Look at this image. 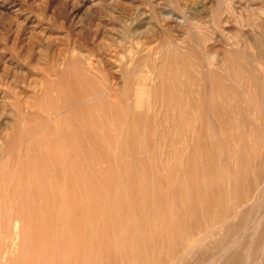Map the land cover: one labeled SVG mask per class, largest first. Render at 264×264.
I'll return each mask as SVG.
<instances>
[{"label":"bare ground","instance_id":"bare-ground-1","mask_svg":"<svg viewBox=\"0 0 264 264\" xmlns=\"http://www.w3.org/2000/svg\"><path fill=\"white\" fill-rule=\"evenodd\" d=\"M135 46L129 63L154 79L149 113L132 106L127 61L118 92L106 61L97 76L92 64L71 59L41 97L55 128H28L27 164L0 159L5 264H169L264 178V106L253 78L226 60L230 81L248 86L237 93L215 69L201 73L177 42L158 58ZM248 102L251 110L238 111ZM256 233L264 236V225Z\"/></svg>","mask_w":264,"mask_h":264},{"label":"rangeland","instance_id":"rangeland-1","mask_svg":"<svg viewBox=\"0 0 264 264\" xmlns=\"http://www.w3.org/2000/svg\"><path fill=\"white\" fill-rule=\"evenodd\" d=\"M173 42L199 61L201 73L215 69L226 86L245 93L247 84L238 76L230 81L225 66L226 60L238 64L258 85L264 106V0H0V159L27 164L28 128H35L33 135L55 128L56 118L44 110L41 97L71 59L92 64L97 76L105 74L101 61H106L120 77L111 84L118 92L124 81L121 64L127 61L132 106L149 113L154 79L150 71L132 68V50L143 43L145 52L158 58ZM218 57L217 68L211 59ZM253 104L241 103L238 111ZM258 225H264V178L223 224L185 243L169 264H264ZM0 264H5L1 258Z\"/></svg>","mask_w":264,"mask_h":264}]
</instances>
